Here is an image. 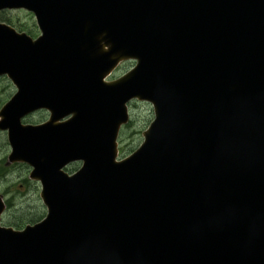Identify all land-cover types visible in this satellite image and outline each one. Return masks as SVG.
<instances>
[{
    "label": "water",
    "instance_id": "water-1",
    "mask_svg": "<svg viewBox=\"0 0 264 264\" xmlns=\"http://www.w3.org/2000/svg\"><path fill=\"white\" fill-rule=\"evenodd\" d=\"M19 9L41 36L0 23V75L17 88L0 129L48 216L0 228V264H264V0H0ZM133 98L154 121L116 163ZM40 108L48 124L20 126Z\"/></svg>",
    "mask_w": 264,
    "mask_h": 264
},
{
    "label": "rangeland",
    "instance_id": "rangeland-1",
    "mask_svg": "<svg viewBox=\"0 0 264 264\" xmlns=\"http://www.w3.org/2000/svg\"><path fill=\"white\" fill-rule=\"evenodd\" d=\"M0 17L4 19H9L10 21L24 25L26 28H32L33 24L35 26L34 18L31 17L24 11H11L6 13H0ZM133 66L132 62L123 63L118 71V74H122ZM117 73V72H116ZM130 120L132 121L131 125L126 128L124 127L121 131L122 136L119 138V157L128 155L133 150H135L139 144L142 142V131H144L149 123L152 121L153 114L152 108L147 103L132 102L129 105ZM42 117L38 114L31 119V121H37ZM25 174L24 169L15 168L12 172V183L13 190L11 199L14 197V207L11 211L7 212L4 221L14 222V216H17L18 213H25L29 220L34 219L38 220L42 218L45 210L41 205V202L38 198L37 192L26 191L23 188L22 192L19 193V183L22 181V178ZM4 188L0 186V189ZM24 222H27L26 219H22ZM3 221V223H4Z\"/></svg>",
    "mask_w": 264,
    "mask_h": 264
},
{
    "label": "flooded vegetation",
    "instance_id": "flooded-vegetation-1",
    "mask_svg": "<svg viewBox=\"0 0 264 264\" xmlns=\"http://www.w3.org/2000/svg\"><path fill=\"white\" fill-rule=\"evenodd\" d=\"M12 96L11 89L9 91L1 92L0 97L2 101L9 99ZM8 147L4 139V135L0 133V186H3L5 192H8L12 188V169L5 165V156Z\"/></svg>",
    "mask_w": 264,
    "mask_h": 264
},
{
    "label": "trees",
    "instance_id": "trees-1",
    "mask_svg": "<svg viewBox=\"0 0 264 264\" xmlns=\"http://www.w3.org/2000/svg\"><path fill=\"white\" fill-rule=\"evenodd\" d=\"M22 219H26V221L29 220L25 213H23V212L18 213L17 216L14 217V220H16V223H14V224L20 225L21 223L24 222V220H22ZM30 221L33 222L34 219H31Z\"/></svg>",
    "mask_w": 264,
    "mask_h": 264
}]
</instances>
